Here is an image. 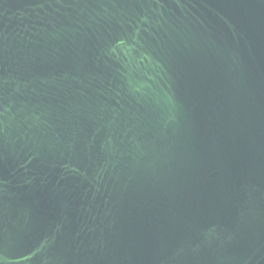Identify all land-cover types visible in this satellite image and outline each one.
Here are the masks:
<instances>
[{
  "label": "water",
  "instance_id": "1",
  "mask_svg": "<svg viewBox=\"0 0 264 264\" xmlns=\"http://www.w3.org/2000/svg\"><path fill=\"white\" fill-rule=\"evenodd\" d=\"M0 264H264V0H0Z\"/></svg>",
  "mask_w": 264,
  "mask_h": 264
}]
</instances>
